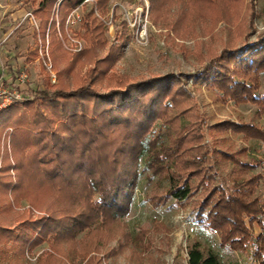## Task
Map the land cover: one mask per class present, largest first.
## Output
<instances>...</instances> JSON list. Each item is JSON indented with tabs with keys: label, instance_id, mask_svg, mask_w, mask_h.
Instances as JSON below:
<instances>
[{
	"label": "trees",
	"instance_id": "16d2710c",
	"mask_svg": "<svg viewBox=\"0 0 264 264\" xmlns=\"http://www.w3.org/2000/svg\"><path fill=\"white\" fill-rule=\"evenodd\" d=\"M85 1L61 2L58 8L61 28L71 12ZM170 1L176 0H162ZM56 3L57 0H42L33 14L40 21L44 41L51 24L48 35L51 56L61 78L63 74L75 73L76 65H91L97 48L76 54L74 62L69 60L68 52L57 39ZM90 19L94 20L93 16ZM118 47L112 46L111 53ZM37 55V51L29 52L28 60L36 59ZM60 59L67 64L58 69ZM104 63L102 68L98 66L88 72L87 83L73 90L60 82L52 92L41 91L34 100L15 102L0 112L5 120L2 129L0 122V139L12 128L13 160L6 155V164L3 158L0 167V173L5 171L0 174V243L12 241L14 249L22 255L26 249L46 243L51 248L50 253L45 252L46 259L55 257L51 252L64 243L73 251L83 233L90 244L92 226L106 227L128 213L141 175L137 169L146 155L142 172L162 175L168 182L165 193L156 190L151 195L154 206L171 199L186 205L196 194L197 186L191 178L199 177L205 195L193 201L196 221L217 232L221 244L233 250H244L254 242V257L264 264V202L256 195L263 174L253 173L260 164L242 159L246 156L245 148L235 152L216 148L224 145L223 138L217 137L228 133L241 136L243 141L258 140L264 144V128L223 121L209 129L213 144L203 146L200 143L203 134H197L195 125L182 124L192 106L189 94L178 86L176 76L148 78L101 94L91 85L94 77L106 72ZM203 74L210 77V86L221 100L251 103L260 114L264 113V93L258 92L264 75V37L224 48L196 73V79ZM159 120H163L164 132L155 133ZM164 137L171 139L170 145L163 141ZM189 151L192 158L185 163L183 154ZM212 160L216 165L229 162L237 167L231 173L232 188L214 184L215 178L208 172L214 166ZM187 170L189 178L184 177ZM24 200L46 215L33 219L31 212L24 213L19 217L22 221L19 232L14 234L15 230L9 227L11 223L7 225L5 219L14 211L13 205ZM254 224L260 228L256 237L251 232ZM88 248L81 246L78 255L85 257ZM57 257L56 263L65 264L62 257ZM188 264L221 262L217 254L194 243L188 250Z\"/></svg>",
	"mask_w": 264,
	"mask_h": 264
},
{
	"label": "rangeland",
	"instance_id": "374dc122",
	"mask_svg": "<svg viewBox=\"0 0 264 264\" xmlns=\"http://www.w3.org/2000/svg\"><path fill=\"white\" fill-rule=\"evenodd\" d=\"M41 1L0 0V67L11 79L21 73L27 74L26 99L23 101L34 100L41 91L52 92L60 82L73 90L87 83L88 72L101 67L106 61V72L94 77L91 85L101 94L148 78L176 76L180 81L178 86L189 94L192 106L182 124L195 125L197 134H203L200 141L203 146L213 144L209 129L223 121L258 124L264 128V113L260 114L256 105L225 102L210 86L207 74L196 79V73L202 71L224 48L241 46L264 37V0H226L219 3L218 0H86L71 12L64 28L60 27L58 19V8L63 0H57L54 10L57 39L68 52L69 60L74 62L76 54L97 48L91 65H76L75 73L63 74L61 78L51 56L52 46L48 37L51 24L44 41L40 34V21L33 14ZM92 16L94 20H88ZM98 42L101 44L97 45ZM112 46H119L114 54L111 53ZM33 51H37L38 55L29 61L28 53ZM60 61L58 69L67 64L64 59ZM53 76L55 81H52ZM258 92L264 93V75ZM2 116L1 129L5 125ZM162 124L163 120H159L155 133L164 132ZM199 127L201 130L197 129ZM11 133L12 128H8L0 139V167L3 158L6 164V155L13 161ZM217 138L224 141V145L217 146V149L235 152L245 148L246 156L242 159L260 164L253 169V173L263 174L256 195L264 202V144L258 140L243 141L241 136L230 133ZM163 141L168 145L171 143L169 137H164ZM191 146L193 144L188 147ZM191 153L183 154L185 163L192 158ZM145 158L146 155L137 169L141 175L128 213L119 218V222L106 227L99 224L92 226L91 245L85 240L88 236L83 233L73 251L69 244L64 243L51 252L52 255L62 257L65 264H188L190 246L199 243L204 250L217 254L221 264H259L254 257V242L244 250H233L221 244L217 232L196 221L193 201L205 195L199 177L191 178L197 186L196 194L186 205L171 199L166 204L154 206L150 201L151 195L156 190L159 194L165 193L168 182L163 180L162 175L142 172ZM212 161L214 166L208 172L213 174L214 184L232 188L231 173L237 167L229 162L216 165V161ZM0 174L4 175L5 171ZM188 174V170L185 171L184 177L189 178ZM13 208L5 223H11L9 227L15 230L14 234L19 232L22 222L19 217L24 213L31 212L33 219L46 215L25 200L14 204ZM251 232L254 237L258 236L259 226L254 224ZM84 245L89 246L87 255L80 257L78 250ZM50 250V246L44 243L32 250L26 249L22 255L14 249L12 241L0 243V264H58L55 257L46 259L45 252Z\"/></svg>",
	"mask_w": 264,
	"mask_h": 264
},
{
	"label": "built area",
	"instance_id": "2783aa9c",
	"mask_svg": "<svg viewBox=\"0 0 264 264\" xmlns=\"http://www.w3.org/2000/svg\"><path fill=\"white\" fill-rule=\"evenodd\" d=\"M41 54L44 56L43 53ZM45 56L48 57L47 52ZM52 81H55V76H53ZM26 82V73L19 74L10 83H5L4 80L0 79V112L11 106L13 103L24 100L25 96L23 87L26 85Z\"/></svg>",
	"mask_w": 264,
	"mask_h": 264
},
{
	"label": "crops",
	"instance_id": "0c3cea01",
	"mask_svg": "<svg viewBox=\"0 0 264 264\" xmlns=\"http://www.w3.org/2000/svg\"><path fill=\"white\" fill-rule=\"evenodd\" d=\"M0 79L4 80L5 83H10L13 80L10 78V76L6 75V70L4 68H1V67H0ZM23 88L25 90L26 85Z\"/></svg>",
	"mask_w": 264,
	"mask_h": 264
}]
</instances>
